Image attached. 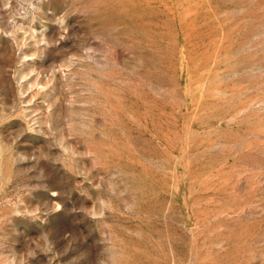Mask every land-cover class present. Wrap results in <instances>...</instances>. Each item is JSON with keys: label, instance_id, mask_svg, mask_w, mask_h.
Masks as SVG:
<instances>
[{"label": "rangeland", "instance_id": "374dc122", "mask_svg": "<svg viewBox=\"0 0 264 264\" xmlns=\"http://www.w3.org/2000/svg\"><path fill=\"white\" fill-rule=\"evenodd\" d=\"M0 264H264V0H0Z\"/></svg>", "mask_w": 264, "mask_h": 264}]
</instances>
